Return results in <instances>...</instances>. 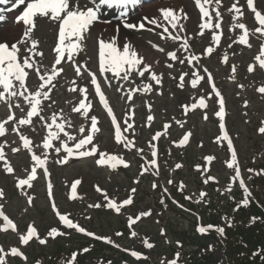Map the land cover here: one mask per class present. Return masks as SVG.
Segmentation results:
<instances>
[{
  "label": "snow or ice",
  "instance_id": "1",
  "mask_svg": "<svg viewBox=\"0 0 264 264\" xmlns=\"http://www.w3.org/2000/svg\"><path fill=\"white\" fill-rule=\"evenodd\" d=\"M7 2L8 0H0V3ZM101 3L109 6L128 5L136 4L138 3V0H101ZM194 3L201 13V23L198 24L197 35L203 36L205 29L212 30L210 33V44L205 47L202 53L203 56L210 57L215 51V48L219 47L223 35V29L221 28L223 18L219 11L221 0H214L215 7L212 8V11L215 12V24H213V17L209 11V6L213 4V0H203V3L202 0H194ZM238 3L239 0H234V3L227 9L229 13L234 14L230 23L229 32L235 33L237 29L241 30V34H239L238 37L232 41V43L241 44L251 48L252 45L249 42L250 35H258L259 37L264 38V13L257 10L254 0H246L247 8L254 14V22L259 25L258 27L250 30L245 23L240 22L244 16V12L241 7L237 6ZM25 4L26 7L24 8L22 14L17 18V22H22L26 26L21 38L11 43L0 40V103L6 104L9 110L7 118L0 121V137H5L7 135L8 128L6 125L12 123L13 126L11 131L18 136L20 141V143L16 146H10L7 140L0 143V162H2V170L9 175L15 172L11 161L8 159L5 151L6 148H8L13 154H18L22 150H25L30 155V170L25 169L27 177L23 179L17 178L16 183V187L23 192L25 186L28 188L33 186L32 182L37 179L38 168L43 170L45 177H50L51 173L47 167L50 152L55 154L53 159L55 160V163L59 165L67 164L71 158L81 159L96 157L95 162L98 166L110 165L113 170L117 168L118 164L123 165L124 167H129V163L125 161L123 156L101 151L100 145L98 143H93L96 134L99 133L101 129L98 127L99 120L97 115L92 114L89 116V112L93 109L92 101L88 99L90 95L88 92L89 87L93 88L91 95L93 97H98V103L102 105L103 109L106 110L107 116L111 118V124L114 126L115 142L122 149H126L128 151L135 148L137 153L141 154V158H143V148H137L135 143V127L134 120L132 119L135 115L134 107L126 109L124 116L121 120H118L113 108L109 104V100L107 99L105 92L102 89V85L97 77V74L87 68L86 62L81 64H77L76 62L78 55L85 49L86 38L91 27L98 20V7H88L86 4H82L81 0H31L29 3H26V0H15L13 7H19ZM159 11L166 24H161L155 19L149 20L148 23L156 24L158 27L163 28V33L160 34L162 39H171L173 41L182 40L183 43L181 44V47L183 48V51L186 53L189 52V38L187 36L181 37L179 32H177L176 35H173L172 32H169L168 26H166L170 25L173 30L178 29L180 32L184 31V25L181 23V19H187V15L183 13L182 9L180 10V14L171 8L160 9ZM37 18L47 19L50 23L56 24L58 28L57 41L52 48L53 63L50 66L43 65L42 61L44 59V52L39 50V39L33 36V33L36 30ZM0 19H2V17H0ZM124 27L129 29H136L137 27L144 29L145 25L143 23L136 25L125 22ZM165 33L167 36L164 35ZM97 44L99 58L98 71L101 74L110 72L113 74V77H119L123 81H129L134 72L141 78L145 77V73H149V79L151 81H154L156 85L162 84V76L152 71L151 64L145 63L144 57L141 56L131 44L125 43L120 45L117 38H111L106 41L103 37L98 38ZM231 46L232 45L230 44L229 47ZM153 47L157 51L164 52V49L159 45H153ZM66 53L67 61H65ZM167 55L172 61L179 60L181 64L185 63V59H180L177 56L176 51H170ZM186 59L190 65V73L182 72L178 78L176 76L171 77L173 80H178L177 87L184 90L186 87L185 77H188V86L191 89H197L201 82L207 78L211 91L207 92L206 96L200 95L198 99L195 96L191 97V99L197 101L195 103L182 104L181 108L183 109V113L184 115H187L189 111L207 109V100L211 99L212 95H215L218 98L219 110L215 112V116L218 117L220 121L219 128L221 129L222 135L216 138V142L220 144L221 141H227L228 148L232 150L231 161L227 162L226 166L229 169H234L235 175L232 177V181H235L237 178L241 177V173L239 168L236 167V153L232 145V139L229 136L224 123L226 114L224 97L214 82L212 72L209 71L208 67L199 63L201 56L190 54L186 57ZM228 59V54L225 53L222 57V62L227 64ZM254 59L255 61H258V67L260 70L264 71V43H261L259 54H257ZM62 62L72 63L76 78L83 80L84 73L86 72L90 79L89 84L79 88V94H81L83 98L78 101L77 105L71 108V112L77 113L85 119H90V129L88 130L87 135H85V125H80L78 127V133L80 134L79 138H77V135H73L66 130L67 128L72 127V122L69 118L64 116L63 109H60L59 111H52L50 117L43 115L46 107L52 108L56 103V101L52 100L51 94L53 89L57 87V78L64 72V68L61 66ZM141 65H143V68L140 67ZM166 67L173 68L174 65L172 63H168ZM256 67L257 65L255 63L249 64L247 72H254ZM31 72L35 73L37 83L30 89L27 81ZM236 72L237 66L233 64L231 66L230 80H235ZM53 81H57V83H53ZM132 82L135 83L134 81ZM71 84L72 86L69 87L67 91L76 93V79H73ZM108 87H111L110 82ZM152 87L153 85L151 83H145L143 84V87L137 86L128 89L123 93V95L127 97L128 101H131L137 92L148 93L152 90ZM239 87L242 89L244 85L241 84ZM117 90L122 91V86L118 84ZM257 91L264 94V85L257 88ZM160 94L162 95L163 93ZM69 103L72 102L69 101ZM245 106H247V102H245ZM147 107L149 112H151V104L147 105ZM14 109H19L23 115L17 118ZM34 119L39 121L47 133L43 137L42 144L36 146H34L33 141L21 131L22 126H28L33 132H35L36 126L34 124ZM154 119L155 117L151 114L147 116L148 127H151V123ZM203 119L205 121L208 119L206 111L203 113ZM130 120L132 122H130ZM175 123L180 127H183L184 121L177 120ZM170 127L171 124L165 123L163 125V132H155V134L148 141L152 159L147 160L145 165H142L141 175L149 173V169H151L149 174L159 176V165L157 163L158 150L157 145L154 142H158L161 136H167L168 129ZM128 132H131L133 139H129L127 135H124V133ZM259 132L264 134V127H260ZM191 135L192 133L189 131L183 135L179 142L173 141V143L177 144V146H185ZM69 142H73L71 146H69ZM57 143L59 146H57ZM36 147L43 149L42 154L38 155L36 153ZM61 152L64 153L63 156L60 155ZM204 160L206 162V166L202 169L200 165H197V171L206 172L210 170L207 166L211 165V163L215 160V156L207 155L204 157ZM175 167L180 168L182 165L177 164ZM249 171L251 172L253 170L249 169ZM214 180L215 177L207 176L203 182L207 184L209 181ZM135 182L139 183V180ZM239 182L243 187L244 181L242 178ZM80 183V180L73 182L71 186L70 199L75 200L78 198L76 188ZM168 183L172 184L173 181L169 179ZM157 186L158 185L155 183L152 185L153 189L157 188ZM52 187L53 185L49 180L47 182V191L50 198L52 197ZM184 187L185 185L183 182H180L178 190L183 191ZM96 190L97 192L102 193L105 201H107L105 206L117 214L121 213L122 208L129 206L134 202L132 196L130 195L121 203H117L115 199L108 197L106 190L101 189L98 185L96 186ZM230 190L231 189H228V191ZM163 191L167 192V189L165 188ZM244 191H248L246 187L244 188ZM131 192L134 194L136 189L132 188ZM23 194L27 195L26 192H23ZM200 196L203 198L206 196V193L201 192ZM4 197L5 192L2 188H0V199H3ZM33 199L34 197L27 196L29 205L32 204ZM186 199H191V197H186ZM161 203H163V200ZM242 203L247 205L249 200L245 198ZM101 206L102 205L99 203L89 205V207L97 208ZM181 207L183 206L181 205ZM3 208L4 205L0 204V220L3 221V228L0 230L5 232L9 230L17 232V225L7 214H5ZM51 208L58 217L59 222L67 229L76 230L87 236H95L94 233L88 232L84 227L80 226L79 223L73 222V220L69 218L70 214H61L54 200L51 201ZM149 215H151L150 211H141L135 218L129 217L127 222L128 227L132 229L133 225H135L141 218ZM198 230L203 233L207 231V228L200 227ZM216 230L223 233L222 228H217ZM64 234V232L55 227L51 228L48 233V235L53 239ZM17 235L20 243L25 246L28 245L33 238H35L42 245L47 243L46 239H41L39 237L37 229L32 224L28 226L25 234L17 232ZM117 235H122V233H117ZM130 235L132 237H136L137 232L132 230ZM95 238L107 239L104 237ZM107 242L112 243L110 239H107ZM177 243L179 246V242ZM144 244L145 247L149 249L154 247V245L148 243L147 240L144 241ZM116 246L119 247V245ZM83 251L87 252L89 249L85 248ZM125 251L128 250L126 249ZM9 254L12 256H20L24 260H27V257L22 251H20L19 248L12 247L8 252H5L3 247L0 246V264H6L5 258ZM77 255L78 253L74 252L66 264H76ZM130 255L137 259L147 258L142 257L140 252L134 250L130 252ZM178 260L179 253L176 254L175 259L167 261V264H178ZM161 264H165V261H162Z\"/></svg>",
  "mask_w": 264,
  "mask_h": 264
},
{
  "label": "rangeland",
  "instance_id": "2",
  "mask_svg": "<svg viewBox=\"0 0 264 264\" xmlns=\"http://www.w3.org/2000/svg\"><path fill=\"white\" fill-rule=\"evenodd\" d=\"M185 2H186L187 10L193 12L194 4H195L194 0H186ZM159 6H160V4H159V2H157L156 4L151 5V7L149 9H151L152 12H156L157 8ZM48 26L49 25L43 24V22L40 21L38 28L42 29V30L37 32V35L42 36V42H43L44 48L46 46H48V41L51 38V28ZM105 27H107V29L110 32L113 31L112 26H105ZM14 28H15V31H9V30L4 31V33L11 36L9 41L16 40L21 34V30H22L21 27H15L14 26ZM99 34H100V32H98L96 30L95 35H93L90 38V40L86 46L85 54L88 56L89 59L92 60L91 62H93L95 60V57H96V47H97L96 36H98ZM136 39L139 40L138 38H136ZM144 46L148 49V51L153 52L147 43H145ZM144 46L142 44L138 45L140 50ZM166 51H167V49H166ZM155 53H154V57H155V59H157L160 55H158V53H156V54ZM96 68H97L96 65H93L92 70H95ZM168 73L171 75L172 72H168ZM82 81L85 82V85L89 84L88 77L84 78ZM173 84H175V82H173ZM169 87H172V85H170ZM114 94H115V96H117V93H114ZM173 94H174V96H173ZM163 98H164L163 100H166L168 103L165 101V103H167V104L164 107H161L158 109V115L161 116V119H163L164 117H167V118L169 117V119H170L172 117H176L177 114H179V112L183 113V109H180V107L182 104H187V101H188V100L186 101L187 97H184V96L181 97L179 92H176L173 90H171V96H164ZM92 114H93V112H92ZM260 117H261L260 115L255 117V118L253 116L252 126H251L250 130L245 133L246 137L244 138V140H242V139L240 140L239 138H237L238 134L235 135L236 141L238 143V145H237L235 140H234L236 153L241 154L244 164H247V165H249L250 162L253 161L252 160L253 157L257 156L258 148H262V146L264 145V134H262L261 136L257 134V128L260 125V123L258 122V118L260 119ZM240 127L241 128H239V130L242 129V125ZM214 130H215V126H212L211 124L200 123L198 125L197 137H195L193 144H192V147H193L192 150L193 151H192V153H188V154L197 155V154H195V152H196L202 156L203 155H205V156L213 155L216 158L217 155L214 153L218 154L220 149L215 147L214 144L211 142V139L213 138V136L215 134ZM198 140L203 141L205 143L203 149L198 148V145H200L199 144L200 141H198ZM196 149H197V151H196ZM226 151L227 150H224V152H226ZM221 153H223L222 150H221ZM176 156L178 157V155H176ZM183 161L185 163V168L181 172L176 173L175 177L178 180L183 179L182 182L185 185L184 190L183 191L179 190V191L181 193L184 191H186L188 194L190 193L192 195L193 200L192 199H186L187 196H185V195L178 196L175 192V194L177 195L176 200L179 201L180 203H182L183 205H191L194 207H196V205L201 206V202H198L199 200H198L197 195H195V194L193 195V191L196 190L195 186H193V185H195L196 182L198 181V178L192 169L193 163L195 162V158H190L189 162L187 161L186 158H184ZM212 167L214 168L215 172L218 175H220V177L225 175V169L223 167V164L220 162V160L213 161ZM247 171H248L247 169L244 171V173H243L244 176L248 174ZM163 172H165V171H163ZM260 174L264 175V171L260 172L259 170H253V171H251L250 177L254 178ZM147 175L149 176V173H147ZM161 176L163 177L162 172L159 173L158 177L160 178ZM90 177L92 179H98L99 175L97 172L93 171V175H90ZM124 182L129 183L130 181L124 180ZM248 182H249V180L246 181V183H248ZM164 183L166 185H169L168 182H164ZM91 184H92V180H90V182L86 181L85 185L87 188H89L91 186ZM145 184H147L146 180L140 185V187H145ZM175 186H176L175 189L178 190L179 184L177 182H175ZM237 186L238 185L235 184L230 191H228V189H230V188H226V189L222 190L223 193L214 194L213 197L211 196V202H213L216 206L222 205L221 199L224 198L223 194H227V195L233 194V191L235 190V188ZM222 188H224V184L222 185ZM143 189L144 188H140L139 195L132 196L134 202L136 199L135 205L132 206L133 207L132 208L133 213L141 212V211H138L140 209H144V211L147 209H150V207H151L150 204H153V203H155L157 206H160V208H161L160 203L158 205L156 193L150 194L147 197V196H144ZM126 190L127 189H125V191ZM239 190H241V188ZM113 191H116V190H113ZM215 191L216 190L213 189V191L211 192V195ZM235 191H234V193H235ZM85 192L89 193L90 196H88V197L92 199V202H91L92 204H94L95 202H98L99 204L102 205V207L104 209L106 208L105 205H106L107 201H105L104 196H100V195L97 196V194L92 195L93 192H91L90 190H87V189L85 190ZM123 193H126V192H123ZM114 194L119 195L118 193H114ZM126 196H127V194H124L123 196H120V197L124 198ZM108 197H110L112 199H117L116 196L113 197V196L108 195ZM42 203H43V200L39 199L38 204H41V205H39V208L45 207V205ZM139 203H141V205H140V207H137V205ZM262 203L264 204V200L262 201ZM215 205H212V209H214ZM162 206H163L162 211H164L163 217H159L157 215V213L156 214L154 213V215L150 219H148L147 222L145 223L144 229H141V235L150 236L151 234H154L155 232L157 233V230L159 228V227H157V222L161 223V221H162L166 225L167 241H166L165 237H162V238L160 237V239H159L160 242H162L165 246H168L169 244H170L169 246L175 245L177 240H181L182 242L189 243L191 241L190 240L191 236H190L189 232L191 231L192 224H194V220H192V217L184 214L181 211L182 209L179 206H177L176 208L173 206L170 207L167 205H162ZM207 210H208V212H211L210 209H207ZM155 212H156V210H155ZM114 214H116V215H114ZM121 214H122V212L120 214H117L113 210H111L109 213L104 212V211L96 212L95 210L93 212H91V215L93 216L92 219L94 220L93 224L96 225V227H97L96 231L99 233H103V234H107V233L114 234L116 230L122 229L123 228V218L119 217V215H121ZM35 215H36V213H33L32 216L35 217ZM208 215L209 214H207V216ZM47 228L48 227H45L42 229H47ZM179 234H181V236ZM183 234H184V236H182ZM57 238L62 239V236H57ZM12 239H13V237L9 238V240H12ZM62 241L64 243H66V241H68V240H62ZM125 241L126 242L124 244H128L130 242V241H128V239H125ZM211 243H213L212 240H211ZM50 246H52V245H50ZM67 246H69V244H67ZM32 247L35 248L37 246L33 245ZM37 249H41V248L37 247ZM184 251L186 252L185 249H184ZM219 256H220V254H219ZM19 258H16L13 256V259H12L10 256L8 257V259L11 261V264H23V263L18 261V260H20ZM113 259H114V256H113ZM28 260H29V263H27V264H32L31 260L30 259H28ZM142 264H145V263H142Z\"/></svg>",
  "mask_w": 264,
  "mask_h": 264
},
{
  "label": "bare ground",
  "instance_id": "3",
  "mask_svg": "<svg viewBox=\"0 0 264 264\" xmlns=\"http://www.w3.org/2000/svg\"><path fill=\"white\" fill-rule=\"evenodd\" d=\"M142 51L144 52V55L146 56L148 61H151V55L147 53V51H145L144 49H142Z\"/></svg>",
  "mask_w": 264,
  "mask_h": 264
}]
</instances>
